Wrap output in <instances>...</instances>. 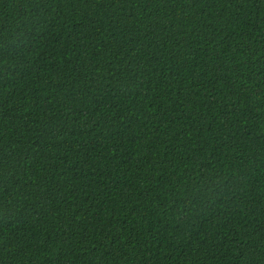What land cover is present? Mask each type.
I'll return each mask as SVG.
<instances>
[{
	"label": "trees",
	"instance_id": "1",
	"mask_svg": "<svg viewBox=\"0 0 264 264\" xmlns=\"http://www.w3.org/2000/svg\"><path fill=\"white\" fill-rule=\"evenodd\" d=\"M0 264H264V0H0Z\"/></svg>",
	"mask_w": 264,
	"mask_h": 264
}]
</instances>
